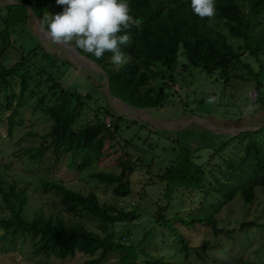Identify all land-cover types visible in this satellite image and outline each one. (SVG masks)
Here are the masks:
<instances>
[{
    "label": "trees",
    "instance_id": "1",
    "mask_svg": "<svg viewBox=\"0 0 264 264\" xmlns=\"http://www.w3.org/2000/svg\"><path fill=\"white\" fill-rule=\"evenodd\" d=\"M16 1L0 6V121L5 119L10 132L13 125L22 122L18 117L23 105L41 112L51 125L41 133L30 132L41 143L22 149L27 161L37 166L43 151L48 150L53 165L64 162L95 183L110 186L115 197L128 196L131 176L144 161L142 155L125 149L129 141L120 136L121 122L126 119L129 123L149 124L120 115L106 104L94 107L92 122L76 126L81 110L91 101L90 94L64 85L47 71L45 64L37 63L39 53L44 61L52 60L41 44L27 48L18 45L13 37L17 28L32 18L30 11L46 27L44 17L59 13L63 6L55 0ZM128 4L130 14L139 23L124 30L129 42L119 47L127 56L126 63L115 65L109 51L96 58L78 48L104 69L114 95L143 108L161 106L169 97L170 85L165 79L156 87L150 82L163 72L173 80L181 53L188 63L216 79L241 78L245 71L255 79L257 101L264 102V89H260V78L264 76V0H214L211 17L194 14L190 0H128ZM70 42L74 43V39ZM10 48H17L20 57L5 64ZM246 58H252L257 68ZM97 74L104 80L102 74ZM220 137H213L206 156L194 153L187 143L178 144L168 165L150 171L157 180H147L144 186L158 185L153 211L126 210L116 203L100 201L93 189L82 192L43 175L41 189L58 197L74 214L93 216L98 231L80 220L66 222L61 216L25 217L27 188L0 178V239L9 246L29 241L32 253L46 259L82 255L88 256L87 264H100L114 253L118 264H137L139 259L143 264H172L165 249L175 246L185 256L196 251L189 244V231L205 227L217 235L222 230L217 225L220 211L236 198L250 204L257 190H264V124L230 138ZM230 140L240 141L241 158L220 155L227 171L220 178L217 163L209 158L219 155ZM153 163H149V170ZM3 210L6 213H1ZM118 223L126 226L116 236L114 226ZM253 224L242 222L240 228ZM168 237L175 240V245L166 243Z\"/></svg>",
    "mask_w": 264,
    "mask_h": 264
},
{
    "label": "rangeland",
    "instance_id": "2",
    "mask_svg": "<svg viewBox=\"0 0 264 264\" xmlns=\"http://www.w3.org/2000/svg\"><path fill=\"white\" fill-rule=\"evenodd\" d=\"M13 37L18 45L27 48L41 44L42 49L50 54L52 60L44 61L39 53L36 56L37 63L45 64L47 71L64 85L75 88L79 93L90 94L91 101L81 110L75 122L76 126L92 122L94 107L108 104L104 92V81L100 76L76 65L72 57L59 44L39 38L32 19L17 28ZM19 57L18 49L10 48L3 61L5 64H10ZM246 59L257 68V63L252 58ZM178 62V68L173 72V80H168L167 74L163 72L150 82L156 87L165 79L170 85L167 88L169 97L163 104L149 109L152 115L172 121H184L195 116H209L208 121H218L225 128L224 131H227L226 128L259 124L264 120V102L257 101L259 92L256 89L255 79L248 76L245 71L244 73L243 71L235 72L243 73L241 78H230L225 81L205 74L199 66L188 63L181 53L178 55ZM260 81L262 82L260 89H264V76H261ZM110 107L116 113L125 116L123 110ZM18 118L22 122L13 125L10 132H8L5 119L0 121V178L6 180L7 183L15 181L17 186L27 188L23 215L27 218L61 216L66 222L80 220L89 229L96 231H98L97 220L93 216L85 212H81V217L74 214L58 197L41 189L39 181L43 175L64 181L66 185L82 192L93 189L99 195L100 201L116 203L126 210L143 208V210L153 211V199L158 192V185L144 186V182L151 179L157 180L151 176V173L156 172L158 167L169 164V158L175 155L173 148L178 144L187 143L190 148L194 149V153L206 156L208 148L212 146L210 142L213 137L215 140L221 139L219 134L205 127L211 125L208 122L194 123L180 130L165 131L148 122L149 125L146 126L141 122L129 123L124 119L121 122L119 133L122 138L129 141L125 149L136 155H142L144 163L131 176V193L126 197L117 198L112 194L110 186L95 183L84 172L79 173L64 162L53 165L48 150L43 151L37 166L27 161V156L22 149L28 146H38L41 143V139L30 132L41 133L49 128L51 122L41 112L25 105ZM108 119L106 117L105 121ZM154 130L155 132L157 130V133ZM241 149L239 140H230L225 147L219 150V155L209 158L210 162L217 163L220 178L227 175L220 155L239 160ZM151 161L154 163L149 170L148 166ZM256 194L252 203L244 204L236 198L218 213L217 225L222 230L217 235L205 227L189 231V244L195 246L196 251L191 250L185 256V253L184 255L179 254L174 249L175 246L172 250L171 248L165 249L164 253L169 254L171 263L264 264V190L258 189ZM1 213H6V210ZM242 222H253L254 224L241 229ZM125 226V223L115 224L116 236L124 231ZM165 241L175 245V240L171 237ZM87 257L76 255L65 260L46 259L32 253L29 241H18L14 246H9L7 241L0 239V264H87L85 262ZM117 259V254L113 253L100 264H118ZM137 264H143L142 260L139 259Z\"/></svg>",
    "mask_w": 264,
    "mask_h": 264
},
{
    "label": "clouds",
    "instance_id": "3",
    "mask_svg": "<svg viewBox=\"0 0 264 264\" xmlns=\"http://www.w3.org/2000/svg\"><path fill=\"white\" fill-rule=\"evenodd\" d=\"M55 3L63 6L62 11L44 17L52 41L68 43L74 39V47L96 58L109 51L115 65L127 62L119 46L129 42L124 30L139 23L130 14L128 0H55ZM190 7L199 17H211L215 12L214 0H190Z\"/></svg>",
    "mask_w": 264,
    "mask_h": 264
},
{
    "label": "water",
    "instance_id": "4",
    "mask_svg": "<svg viewBox=\"0 0 264 264\" xmlns=\"http://www.w3.org/2000/svg\"><path fill=\"white\" fill-rule=\"evenodd\" d=\"M17 2L16 0H0V6L7 5V4H12ZM31 13V19L33 21V24L36 29V34L39 38L50 41L53 43L54 42L50 39V37L47 35V28L42 24V21L34 14L33 11H30ZM60 46L63 47V49L68 53L74 63L78 65L79 67L91 71L94 73H100L104 76V92L105 96L107 98L108 104L110 106H113L115 108L121 109L124 111V114L126 117L130 119H140L143 120L144 122H148L149 124L161 129V130H180L183 128H187L188 126L194 124V123H202V122H208L211 124L209 127L205 126L206 128L210 129L212 132L219 134L220 136L224 138H230L232 136L237 135L238 133L242 131H246L249 129H256L259 126L264 124V120L261 121L259 124L255 125H243L238 128H226L227 131H224V127L221 126L218 121L216 122H210L208 121L210 119L209 116H195L192 119L184 120V121H172L166 118L162 117H157L154 116L150 113L149 108H143L139 106H135L130 104L129 102L125 101L123 98L120 96L114 95L111 92L110 86H109V80L107 75L105 74L104 69L98 65L92 58L86 56L83 54L78 47H74L73 42H68V43H57Z\"/></svg>",
    "mask_w": 264,
    "mask_h": 264
},
{
    "label": "built area",
    "instance_id": "5",
    "mask_svg": "<svg viewBox=\"0 0 264 264\" xmlns=\"http://www.w3.org/2000/svg\"><path fill=\"white\" fill-rule=\"evenodd\" d=\"M106 122H107V124H109V119Z\"/></svg>",
    "mask_w": 264,
    "mask_h": 264
}]
</instances>
